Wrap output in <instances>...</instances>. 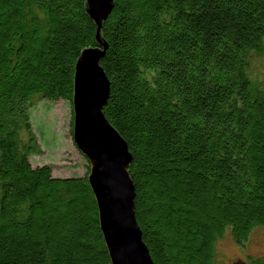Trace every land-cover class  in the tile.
<instances>
[{
	"label": "trees",
	"instance_id": "trees-1",
	"mask_svg": "<svg viewBox=\"0 0 264 264\" xmlns=\"http://www.w3.org/2000/svg\"><path fill=\"white\" fill-rule=\"evenodd\" d=\"M85 4L0 0V264H111L89 173L30 160L32 109L72 105L77 60L98 46ZM101 37L103 112L132 154L153 264H219L227 232L245 248L264 227V0H114Z\"/></svg>",
	"mask_w": 264,
	"mask_h": 264
},
{
	"label": "water",
	"instance_id": "water-1",
	"mask_svg": "<svg viewBox=\"0 0 264 264\" xmlns=\"http://www.w3.org/2000/svg\"><path fill=\"white\" fill-rule=\"evenodd\" d=\"M85 1L86 12L97 26L98 46L85 49L75 66L74 143L90 164L88 180L111 264H153L136 219V188L128 171L132 154L103 112L110 82L100 65L107 49L101 30L114 9V0Z\"/></svg>",
	"mask_w": 264,
	"mask_h": 264
},
{
	"label": "rangeland",
	"instance_id": "rangeland-1",
	"mask_svg": "<svg viewBox=\"0 0 264 264\" xmlns=\"http://www.w3.org/2000/svg\"><path fill=\"white\" fill-rule=\"evenodd\" d=\"M254 67L258 76H264V56ZM38 102V101H37ZM73 107L64 100H41L32 109L33 127L40 137L41 153L32 155L33 166L49 165L54 176H84L90 172L88 160L79 151L71 133ZM216 258L219 264H247L248 259L262 260L264 264V227L253 230L245 248L233 239L230 232L216 244Z\"/></svg>",
	"mask_w": 264,
	"mask_h": 264
}]
</instances>
